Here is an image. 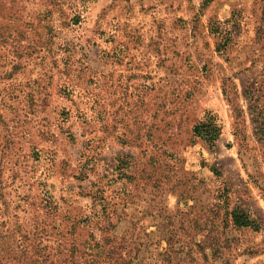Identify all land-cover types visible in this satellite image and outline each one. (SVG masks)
I'll use <instances>...</instances> for the list:
<instances>
[{"label":"rangeland","instance_id":"374dc122","mask_svg":"<svg viewBox=\"0 0 264 264\" xmlns=\"http://www.w3.org/2000/svg\"><path fill=\"white\" fill-rule=\"evenodd\" d=\"M107 234L264 264V0H0V263Z\"/></svg>","mask_w":264,"mask_h":264},{"label":"trees","instance_id":"16d2710c","mask_svg":"<svg viewBox=\"0 0 264 264\" xmlns=\"http://www.w3.org/2000/svg\"><path fill=\"white\" fill-rule=\"evenodd\" d=\"M230 215L233 217L234 224L241 226L248 225L247 222L239 221L236 212H232ZM87 247L89 251L80 253V257L78 258L75 257L76 264H133V258H130L128 253H123L126 250L125 239L123 237L119 238L115 235L107 234L102 239V242H95L92 246ZM166 257L167 264L173 263L174 259L170 252ZM24 259L26 260L28 257H23Z\"/></svg>","mask_w":264,"mask_h":264}]
</instances>
